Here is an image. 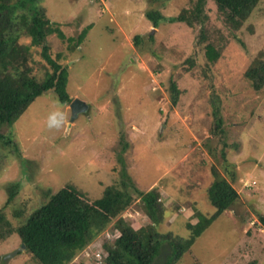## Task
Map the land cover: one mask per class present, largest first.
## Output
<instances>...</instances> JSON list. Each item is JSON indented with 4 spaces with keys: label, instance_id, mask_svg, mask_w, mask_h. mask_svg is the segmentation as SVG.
I'll list each match as a JSON object with an SVG mask.
<instances>
[{
    "label": "rangeland",
    "instance_id": "374dc122",
    "mask_svg": "<svg viewBox=\"0 0 264 264\" xmlns=\"http://www.w3.org/2000/svg\"><path fill=\"white\" fill-rule=\"evenodd\" d=\"M40 5L67 36L89 27L72 52L56 34L48 37L52 54L64 53L72 100L85 106L73 117L71 102L62 104L49 90L12 126L1 127L17 148L0 145V264H38L22 248L19 224L68 184L89 200L100 198L108 185L120 186L122 167L138 189L159 192L161 233L186 236L188 223H207L175 264H237L251 256L264 264V86L256 90L245 76L255 60L264 61V0L239 26L213 0L203 4V25L199 20L193 26L169 18L191 12L196 0ZM156 10L165 18L154 27L146 12ZM33 57L43 62L39 53ZM56 110L66 113V123L49 128ZM217 176L231 181L239 198L214 218L208 188ZM134 196L122 215L139 228L151 220ZM114 222L91 241L99 247L111 242L107 232Z\"/></svg>",
    "mask_w": 264,
    "mask_h": 264
},
{
    "label": "trees",
    "instance_id": "16d2710c",
    "mask_svg": "<svg viewBox=\"0 0 264 264\" xmlns=\"http://www.w3.org/2000/svg\"><path fill=\"white\" fill-rule=\"evenodd\" d=\"M40 1L0 0V145H13L14 149L17 148L15 140L10 133L1 130L2 126H12L32 101L49 90L56 93L62 104L72 100L68 91L67 66L61 62L64 53L59 51L54 56L48 37L56 34L67 42V48L72 52L83 43L89 28L85 27L77 37L67 36L58 23L46 16ZM213 1L231 22L239 26L260 0ZM205 2L196 0L197 5L191 12L183 9L169 20L190 26L201 21L203 25L200 19ZM146 15L153 21L154 27L165 18L158 10L147 11ZM22 37H27L29 42H24ZM140 41L141 35H135V45ZM34 52L40 54L43 62L35 60ZM245 76L256 90L262 89L264 61L255 60L245 71ZM170 90L172 101L176 103L178 90L174 82ZM217 112L215 114L218 115ZM216 128L223 129L220 116ZM121 176L120 186L108 185L103 195L94 200H89L73 185L61 187L17 227L22 248L38 264H69L115 219L113 228H110L114 235L112 243L103 241L105 264H175L191 249L207 223H203V226L188 223L191 231L186 236L173 232L161 233L156 226L163 219L165 208L159 201V192L155 189H138L123 167ZM14 186L17 189V185ZM128 187L133 191H129ZM15 192L13 190L10 199ZM134 193L140 196L143 209L151 220L139 228L122 215L134 203ZM208 197L215 207L212 215L215 218L235 204L239 193L231 181L217 176L208 188ZM261 221L264 223V216ZM249 254L251 256L252 253ZM241 255L238 254L237 258H241ZM240 263L260 264L259 259L252 256L248 260L243 258L237 264Z\"/></svg>",
    "mask_w": 264,
    "mask_h": 264
},
{
    "label": "built area",
    "instance_id": "2783aa9c",
    "mask_svg": "<svg viewBox=\"0 0 264 264\" xmlns=\"http://www.w3.org/2000/svg\"><path fill=\"white\" fill-rule=\"evenodd\" d=\"M107 236L113 238L114 235L111 232H107ZM100 247H102V249ZM100 247L99 245H96L95 242H92V244H88L77 256L79 260H75V262L73 260L72 264H88L86 263V261L89 259H92L94 261V264L103 263L106 254L103 246L100 245Z\"/></svg>",
    "mask_w": 264,
    "mask_h": 264
},
{
    "label": "clouds",
    "instance_id": "9594fccd",
    "mask_svg": "<svg viewBox=\"0 0 264 264\" xmlns=\"http://www.w3.org/2000/svg\"><path fill=\"white\" fill-rule=\"evenodd\" d=\"M66 120H67L66 113L60 110H56L49 114L48 119H47V126L49 128H53V127L60 128L64 123H66ZM90 243H92V241Z\"/></svg>",
    "mask_w": 264,
    "mask_h": 264
},
{
    "label": "water",
    "instance_id": "95a60500",
    "mask_svg": "<svg viewBox=\"0 0 264 264\" xmlns=\"http://www.w3.org/2000/svg\"><path fill=\"white\" fill-rule=\"evenodd\" d=\"M71 107H72V112H73V117L76 115V112L80 109V107L82 106L84 108V103H82V101H80L79 99H73L70 103ZM20 249H17L16 251L12 252L11 254H9L8 256H12L14 255L16 252H18ZM7 256V257H8Z\"/></svg>",
    "mask_w": 264,
    "mask_h": 264
}]
</instances>
